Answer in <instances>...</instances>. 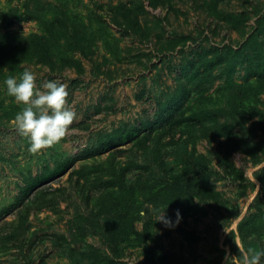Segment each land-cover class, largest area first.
Instances as JSON below:
<instances>
[{"label": "rangeland", "instance_id": "374dc122", "mask_svg": "<svg viewBox=\"0 0 264 264\" xmlns=\"http://www.w3.org/2000/svg\"><path fill=\"white\" fill-rule=\"evenodd\" d=\"M43 25L49 60H0V264H225L240 247L264 250L254 175L264 166V78L258 86L249 74L264 73V0H0V34H46ZM25 69L39 89L66 84L76 113L66 138L38 155L17 131L23 105L4 83ZM228 131L249 145L235 148ZM226 156L240 176L225 172ZM120 170L131 207L117 186H100ZM178 176L185 185L173 196L147 195ZM115 198L138 231L116 246L102 230ZM177 210V226L158 222L165 213L174 223ZM249 215L242 242L230 232Z\"/></svg>", "mask_w": 264, "mask_h": 264}, {"label": "trees", "instance_id": "16d2710c", "mask_svg": "<svg viewBox=\"0 0 264 264\" xmlns=\"http://www.w3.org/2000/svg\"><path fill=\"white\" fill-rule=\"evenodd\" d=\"M123 16L124 18H128L126 11L125 13H123ZM18 19L21 20L23 18L18 17ZM10 23L11 22H9L8 24ZM51 25L53 26L52 23ZM43 27H44L46 34L39 35L38 33H35V34H31L27 38H20V39L12 38V37L10 38L6 33L0 34V60H3L4 64H8L9 67L10 66L13 67L17 65L18 62L13 63L14 61L12 62V59L15 60L16 57L19 58L20 56L21 57L29 56L31 58L36 57L37 60H43V61L49 60V54H50L49 50L51 49V47H54V43L52 39H48L49 41L47 40V38H51V34H52L51 30L46 28L44 25ZM73 32H74L73 38H70V40L69 38H66V40L67 41L69 40L68 41L69 46L74 47L79 42L78 41L79 37L75 33L74 26H73ZM80 38L83 39V41L85 39L84 37H80ZM249 74L252 76H257L259 79L257 81L258 86H262L261 81L264 78V73L261 70L256 69V70L250 71ZM246 91L248 92L247 89ZM244 93L245 95H247L246 92ZM237 112H245V110L240 109V111H237ZM252 114L254 113H250V115ZM181 117H183V112L178 113V115H171L169 118L170 119L169 124L171 125L176 124V122H179ZM186 120H194V118L189 116L186 118ZM132 135H133V132H132ZM224 135L227 137V139L225 140L226 142H231L234 145L238 144L235 148H238L239 146H242L243 148H245V146L249 145L248 142L239 141L238 139L235 140L232 134L229 133V131L224 133ZM146 137H148V135L143 136V138H146ZM144 147H146V145ZM252 153L255 154V149H253ZM256 161L257 160H255V162ZM222 163H223V169H225V172L227 174H233L234 176H240L241 172L235 169L232 163H230V161L227 159V156L222 159ZM156 164L157 166L162 168L161 167L163 165L162 161H157ZM136 166H138L139 168H142V165H136ZM52 172L54 173H52L51 175H54L58 173L59 171L58 169L56 171L54 169ZM118 172H119L118 174H114L111 180H108V181L104 180L102 183H100V186H102V188H106L105 186H113V185L117 186L118 189L120 190V194H122L121 197L128 203L129 207H131L132 202L130 200V194H131V191L133 190V187H131L130 189H126V190L123 189V181H122L123 172L121 170ZM49 173H51V171L47 170L46 172H42L36 176L29 178L26 181V184L21 191V196L23 197L25 194H27V192L29 191L30 183L37 182L38 180H40V182L45 181L47 179V177L45 176H47V174ZM254 175L260 184V187L258 189V195L262 197L264 196V166L260 167ZM169 180L170 181L167 182L165 184V187H163L162 189H159V188L154 189L153 184H151L149 187H146L147 195L157 196L159 198H168V197L173 196V194H175L181 187L185 185L184 183L181 182V178L179 176L173 179H169ZM119 203H120V199L115 198L110 202V204L107 205L106 209H108L111 212L113 219L106 220L102 224V230H103V233L105 232L106 234V240L110 244H114V246H116L115 244H117V242L121 239V236L123 234H130V233L138 232V231H134V226L132 222L127 221L128 217L125 214H122V212L124 211V208H120ZM4 211H5L4 209L0 211V216L4 213ZM252 217H254V215H249L247 218L245 219L242 218L241 220H239L236 225V235L234 234L233 231L230 232L231 235L233 237L238 236L240 241L243 242L244 237L249 233L250 229L254 228L255 222ZM93 252L95 253L94 250ZM87 254L88 253H83V255L85 256ZM238 254H239V251H238ZM96 256L97 255L95 253L94 258H96ZM104 257H106V260H110L108 256H104Z\"/></svg>", "mask_w": 264, "mask_h": 264}, {"label": "clouds", "instance_id": "9594fccd", "mask_svg": "<svg viewBox=\"0 0 264 264\" xmlns=\"http://www.w3.org/2000/svg\"><path fill=\"white\" fill-rule=\"evenodd\" d=\"M7 94L17 104L23 105L22 110L14 117L18 133L30 143L28 151L33 155L41 154L59 144L73 130L71 125L76 113L67 105V85L52 80L45 82L42 89L36 86L35 74L25 69L19 80L9 76L5 82ZM176 220L166 218L165 213L158 217V222L165 227L177 226L182 217L179 210L175 213ZM239 256H225V264H261L264 250L255 247H240Z\"/></svg>", "mask_w": 264, "mask_h": 264}]
</instances>
